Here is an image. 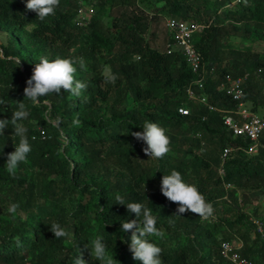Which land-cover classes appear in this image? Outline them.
Returning a JSON list of instances; mask_svg holds the SVG:
<instances>
[{
    "label": "trees",
    "instance_id": "16d2710c",
    "mask_svg": "<svg viewBox=\"0 0 264 264\" xmlns=\"http://www.w3.org/2000/svg\"><path fill=\"white\" fill-rule=\"evenodd\" d=\"M26 2L0 0V119H10L13 101L23 100L32 149L11 176L6 156L19 138L11 137V125L0 136V264H74L81 252L87 264H99L86 248L97 235L119 264H141L128 248L131 233L120 229L135 216L116 203L117 194L157 217L164 236L149 240L162 249L163 264H230L219 242L234 236L243 242L242 256L264 264V238L251 220L264 223L257 202L264 197V146L248 153L249 139L226 128V111L237 102L219 90L223 74L245 76L243 100L264 118V0H85L92 13L83 26L75 24L77 0H60L44 20L26 10ZM169 17L203 25L193 40L215 73L200 89L181 53L166 51L171 37L165 23L157 42L153 24ZM42 56L84 58L85 69L74 65L76 79L87 85L80 98L63 91L35 105L24 98L25 81ZM106 68L118 77L115 84L105 81ZM191 83L213 109L188 98ZM180 106L189 114H180ZM145 121L169 137L162 159L145 155L143 142L131 135L142 132ZM238 146L221 179V152ZM172 170L212 203L214 219L177 214L178 205L160 192L162 176ZM223 181L233 185L227 198ZM252 201L245 211L242 205ZM55 223L69 236L55 237Z\"/></svg>",
    "mask_w": 264,
    "mask_h": 264
},
{
    "label": "clouds",
    "instance_id": "9594fccd",
    "mask_svg": "<svg viewBox=\"0 0 264 264\" xmlns=\"http://www.w3.org/2000/svg\"><path fill=\"white\" fill-rule=\"evenodd\" d=\"M59 3L60 0H27L25 8L28 11L35 12L36 17L40 20H44L46 17L54 15ZM76 64L79 65L81 70L86 67L83 57L76 59L40 57L39 62L35 63L32 68L31 76L25 81L24 98L31 101L33 105L39 103L40 97L53 93L59 95L62 91L80 98L87 85L76 79L77 68L74 66ZM104 78L106 82L115 84L118 77L109 68L104 73ZM84 100L87 101L86 96ZM13 102L15 103V111L12 113L11 118L0 119V136H3L4 130L11 125V137L19 138L18 143H13L14 151L6 156V171L11 176H15L20 163L27 162V156L32 150L27 136V128L22 123L30 115L28 106L23 100ZM4 103L3 100H0V104ZM73 124L79 125V119L75 118ZM142 129V132H133L131 135L137 141L143 142L145 147L142 150L145 155L154 160L162 159L170 151V140L165 133V129L151 121H145ZM160 192L168 201L178 205V215L191 212L203 219H208L214 214L215 210L212 203L206 201L196 185L185 182L181 173L177 170H172L170 174L162 176ZM115 200L118 205L125 206L127 211L135 216L134 219H127L120 223V229L123 232L131 233L128 237V248L133 259L140 261L141 264H163L161 259L162 249L149 240L151 236L157 238H163L164 236V232L157 228V217L152 214L151 209L141 203H126L125 199L119 194L115 196ZM15 207L13 205L11 210L15 211ZM51 231L57 238L69 236V233L59 223L53 224ZM17 242L19 243V241ZM86 248L90 250L89 254L99 264H119V261L114 259V254L108 252L103 238L99 235L92 239ZM74 264H87L82 252L75 259Z\"/></svg>",
    "mask_w": 264,
    "mask_h": 264
},
{
    "label": "built area",
    "instance_id": "2783aa9c",
    "mask_svg": "<svg viewBox=\"0 0 264 264\" xmlns=\"http://www.w3.org/2000/svg\"><path fill=\"white\" fill-rule=\"evenodd\" d=\"M239 0H233L237 2ZM77 18L75 24L78 26L86 25L89 21V15L92 13V9L85 5V0H77ZM165 25L170 33V41L167 43L166 51L170 53L172 49H176L183 56L187 65L192 72L196 75V79L192 82L200 89L207 76H211L215 73V67H206L202 62L201 55L195 47L193 35L203 28V25L196 23H189L183 19L169 17L165 19ZM221 83L219 90L224 91L227 96L236 101V107L232 110H227L224 117V125L231 134L236 137L247 138L250 141V145L246 150L248 153L255 152L259 146H264V118L259 116L256 112L252 111L250 106L243 100L244 89L243 83L244 77H232L230 74L225 73L221 77ZM192 83L186 89V94L189 99H196L201 103H206L205 96L196 94ZM209 109H213L211 105H207ZM177 111L186 115L189 114V110L183 106L178 107ZM202 144H204L202 142ZM238 146L225 147L220 154V164L217 169L221 179H223L225 172L223 164L225 160L236 149H240ZM223 189L225 191L224 197H228V191L233 187L231 183L222 182ZM215 214L208 219H214ZM203 219V218H202ZM206 220V219H203ZM255 225V232L259 233L264 238V223H261L255 218H251ZM243 246L242 240L238 236H234L231 240L220 239L219 242V254L227 260L230 264H254L248 258L242 256L239 252Z\"/></svg>",
    "mask_w": 264,
    "mask_h": 264
},
{
    "label": "rangeland",
    "instance_id": "374dc122",
    "mask_svg": "<svg viewBox=\"0 0 264 264\" xmlns=\"http://www.w3.org/2000/svg\"><path fill=\"white\" fill-rule=\"evenodd\" d=\"M224 1L229 2L228 5H231V4L235 3V2H233V0H224ZM164 23H165V21H162V22L158 23V25L153 24V28L156 29V31H157V36H158L157 37L158 38L157 42L159 43V45L162 43L163 37H164V34H165V25H164ZM223 65H226V62H224ZM107 70H108L107 68L104 69V73ZM258 115H260V114H258ZM203 149H205V148H203ZM257 202L260 205V211L259 212L263 213L264 212V197H262L260 202H259V200ZM255 203H256V201H252V203H250V204H243L242 207L244 208L245 211L250 212L252 210L253 206L255 205ZM66 231L68 233L70 232L68 229H66Z\"/></svg>",
    "mask_w": 264,
    "mask_h": 264
}]
</instances>
